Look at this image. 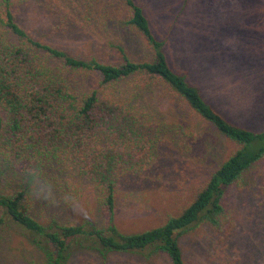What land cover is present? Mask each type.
I'll use <instances>...</instances> for the list:
<instances>
[{
    "label": "trees",
    "instance_id": "obj_1",
    "mask_svg": "<svg viewBox=\"0 0 264 264\" xmlns=\"http://www.w3.org/2000/svg\"><path fill=\"white\" fill-rule=\"evenodd\" d=\"M74 1L75 15L105 26L117 21L139 35L151 54L133 59L124 47L112 44L118 52L112 62L69 51L39 28L22 25L24 9L35 10L30 0H0V227L11 224L25 232L42 250L40 264H69L82 252L105 262L118 254H135L190 264L180 245L182 234L197 228L220 237L232 233L236 217L227 196L264 157V129L230 121L171 65L165 41L140 2ZM59 12L56 8L57 14H51L57 22L53 33L72 28L69 13ZM152 90L191 121L217 129L237 148L196 181L175 212L126 233L116 223L118 194L150 168L163 133V122L153 108L147 109ZM72 182L93 187L105 213L103 225L40 220L37 187L49 193Z\"/></svg>",
    "mask_w": 264,
    "mask_h": 264
},
{
    "label": "rangeland",
    "instance_id": "obj_2",
    "mask_svg": "<svg viewBox=\"0 0 264 264\" xmlns=\"http://www.w3.org/2000/svg\"><path fill=\"white\" fill-rule=\"evenodd\" d=\"M137 1L144 6L158 38L165 41L171 65L230 121L252 130L264 129V2ZM30 3L35 10L24 9L22 25L39 28L69 51L112 62L118 60L112 44L124 47L133 59L151 54L139 35L117 21L105 26L75 15L74 0ZM56 8L59 13H69L71 30L53 33L57 22L51 14H57ZM157 92L152 90L146 97L151 104L147 109L153 108L155 117L163 122L158 150L150 168L122 186L117 197L116 223L126 233L140 231L175 212L189 199L196 181L237 148L211 125L191 121ZM1 160L0 154V164ZM39 188L36 210L42 222L91 220L103 225L105 213L90 184L72 182L67 188L52 187L49 193L44 186L37 191ZM227 202L236 217L230 235L220 237L204 228L181 235L180 245L190 264H264V157L243 173ZM42 256V250L20 228L11 224L0 227V264H40ZM69 264H169V260L163 255L146 259L118 254L105 262L82 252L74 254Z\"/></svg>",
    "mask_w": 264,
    "mask_h": 264
}]
</instances>
